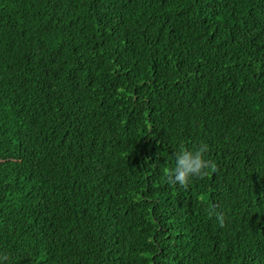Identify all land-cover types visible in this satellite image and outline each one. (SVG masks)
I'll return each mask as SVG.
<instances>
[{
  "label": "trees",
  "instance_id": "16d2710c",
  "mask_svg": "<svg viewBox=\"0 0 264 264\" xmlns=\"http://www.w3.org/2000/svg\"><path fill=\"white\" fill-rule=\"evenodd\" d=\"M0 253L264 264V0H0Z\"/></svg>",
  "mask_w": 264,
  "mask_h": 264
},
{
  "label": "clouds",
  "instance_id": "9594fccd",
  "mask_svg": "<svg viewBox=\"0 0 264 264\" xmlns=\"http://www.w3.org/2000/svg\"><path fill=\"white\" fill-rule=\"evenodd\" d=\"M207 149L206 143H200L192 150L180 147L175 153V163L167 173L166 180L170 184H186L193 177L206 175L207 170L213 166L212 161L205 157ZM0 258H4V254L0 253Z\"/></svg>",
  "mask_w": 264,
  "mask_h": 264
},
{
  "label": "rangeland",
  "instance_id": "374dc122",
  "mask_svg": "<svg viewBox=\"0 0 264 264\" xmlns=\"http://www.w3.org/2000/svg\"><path fill=\"white\" fill-rule=\"evenodd\" d=\"M30 249H32V248H30ZM30 249H29V250H30Z\"/></svg>",
  "mask_w": 264,
  "mask_h": 264
}]
</instances>
